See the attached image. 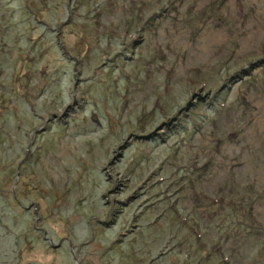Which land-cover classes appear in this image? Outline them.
<instances>
[{"label":"rangeland","instance_id":"obj_1","mask_svg":"<svg viewBox=\"0 0 264 264\" xmlns=\"http://www.w3.org/2000/svg\"><path fill=\"white\" fill-rule=\"evenodd\" d=\"M0 264H264V0H0Z\"/></svg>","mask_w":264,"mask_h":264},{"label":"water","instance_id":"obj_2","mask_svg":"<svg viewBox=\"0 0 264 264\" xmlns=\"http://www.w3.org/2000/svg\"><path fill=\"white\" fill-rule=\"evenodd\" d=\"M188 106V105H187ZM188 108V107H187ZM56 115H54V117H55ZM40 130V129H39Z\"/></svg>","mask_w":264,"mask_h":264}]
</instances>
